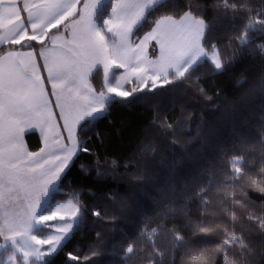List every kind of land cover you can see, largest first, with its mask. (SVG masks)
Returning a JSON list of instances; mask_svg holds the SVG:
<instances>
[{
  "label": "snow or ice",
  "instance_id": "obj_1",
  "mask_svg": "<svg viewBox=\"0 0 264 264\" xmlns=\"http://www.w3.org/2000/svg\"><path fill=\"white\" fill-rule=\"evenodd\" d=\"M211 8L210 21L203 6L194 12L189 3L181 10L175 0H0V264H51V258L83 229L89 216L96 218L91 221L94 224L120 217L126 200L118 201L112 192L99 198L89 192L94 197L89 207L82 199L83 189H71V182L65 183L79 154L90 152L86 140L99 137L95 125L110 116L113 104H143L149 94H161L157 89L168 93L198 83L202 75L221 74L244 49L252 54L255 48L264 57V40H252L264 33V0L256 5L250 0H213ZM237 17L243 21L239 25ZM225 27L232 34L222 48L218 41ZM35 44L41 47L37 50ZM204 68L209 71L202 72ZM96 79L101 81L99 88L93 85ZM245 83L241 79L237 86ZM129 84L133 85L130 90L125 87ZM256 86L264 93V74L250 91ZM51 97H55L54 104ZM174 106L172 102L167 107ZM54 109H59L58 114ZM187 118L182 115L169 122L159 112L153 116L144 141L123 165L126 170L135 166L133 179H146V162L159 152L154 141L181 142V134L190 131L183 123ZM32 130L40 134L38 151H29L24 143L25 134ZM242 139L232 149L221 150V165L213 161L202 169L208 173L206 182L194 177L191 185L180 190L174 185L161 189L156 227L148 230L153 223L149 219L134 239L120 241L122 264L135 259L142 264H175L178 250L186 254L182 264L184 259L194 264L203 259L207 264L202 251L185 239L179 227H165L167 221L177 219L193 235H220L215 250L222 254L223 264H253L252 240L264 246V211L257 215L234 191L227 190L247 180L264 193V154L257 172L248 164L246 148L236 147ZM258 139L264 149V138ZM118 167L115 159L101 164L96 155L93 165H81V172L87 175L95 168L100 178ZM57 194L67 199H56ZM195 200L199 201V219H193ZM244 221L254 223L247 234L237 231ZM161 234L169 239L167 247L158 243ZM96 236V246L88 254L81 258L69 253L68 259L98 264L93 258L102 255L103 236L100 231ZM259 255L264 258V251Z\"/></svg>",
  "mask_w": 264,
  "mask_h": 264
},
{
  "label": "trees",
  "instance_id": "obj_2",
  "mask_svg": "<svg viewBox=\"0 0 264 264\" xmlns=\"http://www.w3.org/2000/svg\"><path fill=\"white\" fill-rule=\"evenodd\" d=\"M250 2L256 5L262 0H250ZM175 3L181 10H186L190 3L194 12L203 6L205 18L210 21L213 19L211 8L213 0H175ZM242 22L240 17L236 18L238 25ZM231 34L227 27L220 30L218 41L220 47L223 48L228 43V36ZM252 40L253 43L264 40V33L253 36ZM47 43L48 41L45 40V44ZM5 47L19 49L21 45H5ZM35 47L38 49L41 45L35 44ZM257 51L255 48L251 50L252 54H249L248 49L238 51L234 63L223 73L202 75L198 83L185 84L168 93L157 89L156 91L161 94L155 96L149 94V98L143 104H135L131 107L112 105L110 116L95 125L94 131L99 133V137L92 135L86 140V147L90 152L79 154L67 173L65 183L70 181L71 189L82 188L84 193L82 199L89 207L94 199L88 194L89 192L94 193L95 198L112 192L118 201L126 200L127 205L114 222L102 221L94 224L91 221L96 218L89 216L83 229L77 231L66 246L51 258V264H80V261L69 260L68 254L73 253L83 258L89 253L90 248L96 246L97 231L103 236L99 245L102 255L94 257L93 260L98 264H122L120 241L125 237L134 239L149 219L153 223L148 230L151 231V228L156 227L157 197L161 189L174 185L180 190L186 185H191L194 177L204 179L206 182L208 173L202 172V169L213 161L216 165H221L224 158H218V154L221 150L232 149L234 142L241 137L243 139L236 144V147L246 148L248 164L255 166L259 172L260 158L264 154L258 139V137L264 138V93L258 86L250 91L264 74V57L256 54ZM225 52L231 54L230 49H225ZM201 71L207 73L209 70L204 68ZM241 79H245L247 83L237 86V81ZM100 83L99 79L93 80V85L97 88ZM131 86L128 85L127 88L130 90ZM200 87L205 89L204 93L199 91ZM146 92L147 89L139 95L143 96ZM172 102L175 106L168 108L167 106ZM157 112L161 116H166L169 122L186 115L188 118L183 123L190 128V131L185 130L181 134L180 143L173 144L171 139L163 143L154 141V146L159 150L158 155L146 162L148 168L146 179L135 180L131 175L135 171V166L130 165L126 170L123 165L144 141L146 133L152 127V118ZM26 140L33 151L39 150L42 146L41 138L36 132L27 134ZM96 155L99 156L101 164L106 160L118 161L119 167L116 172L97 178L95 168H92L89 174H82L81 165H93ZM216 175L218 178L221 176L219 168L216 169ZM227 191H234L236 198L247 202L257 215L264 211V193L250 186L247 180L241 187ZM56 199L66 200L67 197L57 194ZM198 204V200L192 202L193 219H199L196 213ZM109 207L113 205L109 204ZM115 207L119 209V204L117 203ZM173 224L181 229V234L186 240L202 251L207 264H223L222 254L215 250L216 244L221 241L220 235L216 233L193 235L179 219L167 221L165 227L172 228ZM252 228L254 223L249 221L237 225V231H243L245 234ZM161 236L158 241L160 247H167L169 239L165 234ZM201 241L209 243H199ZM252 246L256 250V256L252 258L253 264H264V258L259 255L264 251V246L255 239L252 240ZM185 255L184 250H178L175 264H182V257ZM86 264H92V261ZM132 264H142V262L135 259ZM183 264H194V262L184 259ZM199 264H205L204 260L202 259Z\"/></svg>",
  "mask_w": 264,
  "mask_h": 264
},
{
  "label": "crops",
  "instance_id": "obj_3",
  "mask_svg": "<svg viewBox=\"0 0 264 264\" xmlns=\"http://www.w3.org/2000/svg\"><path fill=\"white\" fill-rule=\"evenodd\" d=\"M47 44H48V43H47ZM47 44H46V45H47ZM38 49H39V48H38ZM38 49H37V50H38ZM39 63L42 64L43 61L40 60ZM41 71H42V70H41ZM120 71H123V70H120ZM42 75L46 77L47 73L42 71ZM47 88H48L49 91L51 90V86H50V85H47ZM51 100H52V99H51ZM52 102H53V101H52ZM53 104H54V102H53ZM54 112L57 113V109H54ZM59 123L62 124L63 122H62V121H59ZM32 132H36V133L39 134V131H38V130H32L31 132L26 133L25 136H24V143H25V145L27 146V148H28L29 151H33V150H31V149L29 148V146H28V143H27V140H26V135L29 134V133H32ZM65 135H66V133H65ZM39 136H40V134H39ZM37 151H38V150H37Z\"/></svg>",
  "mask_w": 264,
  "mask_h": 264
},
{
  "label": "rangeland",
  "instance_id": "obj_4",
  "mask_svg": "<svg viewBox=\"0 0 264 264\" xmlns=\"http://www.w3.org/2000/svg\"><path fill=\"white\" fill-rule=\"evenodd\" d=\"M152 52H153V49L150 47V48L148 49V53H149V56H150V57H151V55H152ZM129 85H131V84H129ZM125 87L127 88L128 85H125ZM131 87H133V85H132ZM127 89H128V88H127ZM145 90H146V89H145ZM51 99H52L53 102H55V97H51ZM58 112H59V109H57V114H58ZM45 247H47V246H45ZM0 255H3V253L0 252Z\"/></svg>",
  "mask_w": 264,
  "mask_h": 264
}]
</instances>
